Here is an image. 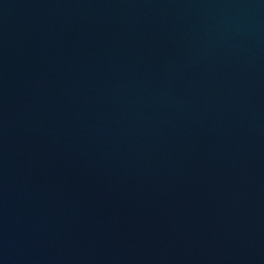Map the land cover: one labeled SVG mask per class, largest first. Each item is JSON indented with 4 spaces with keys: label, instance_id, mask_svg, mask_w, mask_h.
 <instances>
[{
    "label": "water",
    "instance_id": "water-1",
    "mask_svg": "<svg viewBox=\"0 0 264 264\" xmlns=\"http://www.w3.org/2000/svg\"><path fill=\"white\" fill-rule=\"evenodd\" d=\"M0 264H264V0H0Z\"/></svg>",
    "mask_w": 264,
    "mask_h": 264
}]
</instances>
